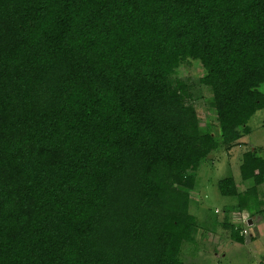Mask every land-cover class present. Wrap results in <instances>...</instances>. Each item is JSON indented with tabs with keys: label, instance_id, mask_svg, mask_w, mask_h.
<instances>
[{
	"label": "trees",
	"instance_id": "1",
	"mask_svg": "<svg viewBox=\"0 0 264 264\" xmlns=\"http://www.w3.org/2000/svg\"><path fill=\"white\" fill-rule=\"evenodd\" d=\"M263 107L264 0H0V264H187L195 173ZM259 148L222 195L256 196Z\"/></svg>",
	"mask_w": 264,
	"mask_h": 264
},
{
	"label": "rangeland",
	"instance_id": "2",
	"mask_svg": "<svg viewBox=\"0 0 264 264\" xmlns=\"http://www.w3.org/2000/svg\"><path fill=\"white\" fill-rule=\"evenodd\" d=\"M201 74L200 64L191 62L181 65L175 76L190 85V102L196 109L200 127H210L217 134L211 94L199 83ZM248 125L251 131L244 135L242 144L229 150L220 144L203 159L195 173L189 210L196 216L197 230L192 240L182 245L180 253L187 264H264V183L256 186V196H242L244 203L237 196L222 195L217 186L220 179L232 176L238 191L251 187L252 182L240 178V156L247 146L260 147L264 153V107L252 115ZM225 222L240 230L242 243L231 239Z\"/></svg>",
	"mask_w": 264,
	"mask_h": 264
},
{
	"label": "water",
	"instance_id": "3",
	"mask_svg": "<svg viewBox=\"0 0 264 264\" xmlns=\"http://www.w3.org/2000/svg\"><path fill=\"white\" fill-rule=\"evenodd\" d=\"M247 222L250 224V223L252 222V219L249 218V219L247 220Z\"/></svg>",
	"mask_w": 264,
	"mask_h": 264
}]
</instances>
